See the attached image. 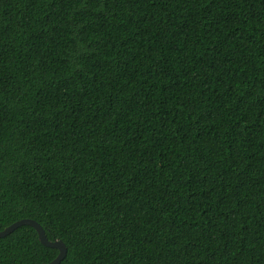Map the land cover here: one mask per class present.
<instances>
[{
	"label": "trees",
	"instance_id": "1",
	"mask_svg": "<svg viewBox=\"0 0 264 264\" xmlns=\"http://www.w3.org/2000/svg\"><path fill=\"white\" fill-rule=\"evenodd\" d=\"M23 218L60 264H264V0H0V231Z\"/></svg>",
	"mask_w": 264,
	"mask_h": 264
},
{
	"label": "water",
	"instance_id": "2",
	"mask_svg": "<svg viewBox=\"0 0 264 264\" xmlns=\"http://www.w3.org/2000/svg\"><path fill=\"white\" fill-rule=\"evenodd\" d=\"M22 225H30V226L34 227L36 229V231L38 232V236H39L40 241L44 245L54 247V248H57L59 250L58 255L52 261L46 262V263H40V264H60L62 262V260L65 258V256L67 255V252H68L66 244L64 243V241H62L60 239L50 240L48 238V235H47L44 227L41 225V223H39L35 219L23 218V219L15 221L14 223H12L8 227H6L4 230L0 231V237L7 236L12 231H14L15 229H17L18 227H20Z\"/></svg>",
	"mask_w": 264,
	"mask_h": 264
}]
</instances>
